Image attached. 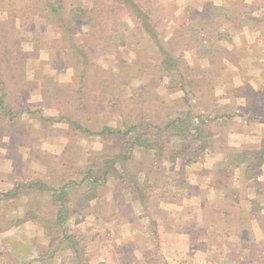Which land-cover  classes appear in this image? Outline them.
I'll use <instances>...</instances> for the list:
<instances>
[{
	"label": "rangeland",
	"instance_id": "rangeland-1",
	"mask_svg": "<svg viewBox=\"0 0 264 264\" xmlns=\"http://www.w3.org/2000/svg\"><path fill=\"white\" fill-rule=\"evenodd\" d=\"M29 1L0 0V9H8L9 13L23 15L20 22L25 30L23 33L18 30L16 25L19 24V19L13 16L5 24L11 25L14 30L11 33H7L3 29L0 31V45L3 47L2 53H5L0 59V81L3 82L0 94H5L7 107L14 110L30 107L32 110H40L46 117L71 118L91 129H100L103 125L117 127L123 123L139 124L143 120L151 125H162L169 118L185 111L187 105L203 110V107H206L209 102L211 85L214 81L213 76L217 74V71L212 68L209 71H204L201 66H193V57L191 58L185 47L188 44L205 51L204 59H213L214 61L216 54L221 53L223 55H220L225 56L226 59H248L243 63L244 67L241 69L243 71L253 72L256 69L261 71L259 70L261 65L251 61H253L252 57L264 59V0H224L222 6L215 4L208 7L210 9L213 7L211 11L216 15V18L201 22L197 21L199 18L196 15L189 17L186 25L189 31H178L176 38L170 40L163 33L160 35L158 46L143 33H139L134 22L126 17L123 20L127 24L128 30L120 33L121 39L125 38V41H122L124 45L118 46V37L107 40L103 46L106 49L103 48L101 55L92 59L91 67L87 69L82 79L80 78L81 66L78 64V60L71 56L67 42L63 40L60 31L52 23V19L51 23H48L46 33L41 34V38L46 37V42L44 40L43 43V40H40V43L37 44H40L41 48L37 47L36 49L35 41H32V45H30L34 56H29L26 59L30 49L24 48L22 44L25 45L28 42L26 38L31 37V34L26 30L32 28L29 15L37 6L31 4L32 0ZM140 1L147 11L156 18L155 22L161 25V20L166 21L168 7H159L160 13H157V6H154L161 0ZM83 3L87 7L92 3V0H83ZM224 17L226 23L230 19L235 24L249 25L251 29L247 32L248 29L244 28L242 33L234 36L235 41L228 46L230 51L220 49L224 45L220 44L221 46H219L216 41L213 42L210 39V36L217 35L214 29L223 26ZM199 38L202 39L201 42ZM43 45H46L47 49H43ZM123 48L125 49L123 50ZM59 50L63 53L59 54ZM39 52H46L45 57L48 59L43 57L37 59L39 57L36 55L38 56ZM14 53L19 57H13ZM164 53H168L170 58H167ZM41 55L44 56V53ZM172 65L175 66L172 68ZM214 65L219 67L221 64L214 63ZM234 66L238 68L239 63L234 61ZM182 74L184 89L188 92L185 96L186 101L183 100L182 90L179 89ZM243 112L242 110L236 112L238 115L244 114L241 117L244 120L242 126L248 124V116ZM204 113L213 119L211 125L219 135L216 134L217 136L214 135L215 137L211 138V146L200 157L202 162L200 178L203 181L207 179V175L211 179L214 178L215 170L208 168L214 159L223 155L222 148L225 146L235 148L232 144L234 137L227 135V131L234 130V128L226 131L220 125L221 119L232 116L234 111L218 112L217 114L204 111ZM259 114L264 113L260 111ZM222 123L224 124V122ZM242 130L244 131L245 128L243 127ZM127 141L128 138L123 136L100 138L85 135L73 130L64 120L50 122L46 126L36 114L23 113L13 121L0 115V190L9 188L15 177L19 175L40 178L57 186L61 184L62 180L73 178L76 168L80 169L88 163L98 165L101 161L122 152L126 148ZM150 161L147 153L134 149L129 161L125 163L142 169L139 173L141 180ZM153 165L155 170H158L155 171L158 176H162V178L167 176V172L163 171V168L167 167L166 162L158 161ZM198 167L196 164L187 166L185 168L187 177L192 176L193 170H198ZM122 169V164H117L111 170L108 181L99 189L97 198L89 202L85 208L81 209L76 204L75 193L70 194L73 200V212L67 225L78 239V245L86 250L89 264H98L101 262L99 259H105L109 264H113L109 260V253H112L111 251L122 252L125 249H127L126 258L130 259V263L139 264L133 260L141 256V253L148 248L154 249L150 255L151 264L178 263V260L169 256L173 253L167 252V258L158 252L159 246L169 249L170 244L161 245L162 239H159V244L155 229L158 231L163 228L173 230L171 227H176L178 230L177 223H172L173 216L178 218V216L192 217V215H196L199 218V210L195 206L186 205L185 203L192 200L189 196L185 198L183 196L178 205L168 204L167 207L160 206L162 209H150L147 213L152 217H148L147 214L141 216L142 208L138 202H133V208H131L134 210L133 217L124 220L126 207L123 204L129 198L123 194L124 184L120 179ZM152 177L150 176L151 179ZM232 182L229 179L225 183L234 185ZM222 185L225 186L224 182L219 187L222 188ZM235 185L240 184L235 182ZM259 186L263 188V181L256 185V188ZM261 188L260 190H262ZM206 193V199L202 204L213 202L217 206L206 209L211 215L207 222L210 225L208 235L221 234L233 239L234 234L239 231L229 223L231 219H234L233 215L236 214V208L231 198L232 190L227 189L220 195L222 198L215 190L211 192L206 189ZM241 193V199L244 200L245 192ZM28 199L29 197L26 195L14 201H0V264H74L72 250L65 247L57 252L54 259L45 262L37 259V256L45 248L51 246L53 240L56 241L53 236L45 235L43 229L37 224L27 221L17 226L9 225L8 222L11 219L22 216L24 204ZM38 200L42 207L40 212L45 216L51 215L53 206L49 196L40 195ZM178 210L182 211L177 216L175 211ZM112 212L115 213L114 216L111 215ZM258 218L263 227L258 224V220L253 219L255 222L253 232L242 233L244 240H250V244L254 239L262 241L264 235V217ZM197 225L201 227V223ZM188 227L185 224V226H180L179 230L185 231L184 229ZM229 238H227L228 243L232 241H229ZM122 239H126V242L123 241V243H127L126 246L116 244V242L120 243ZM192 240L196 248L204 249L207 245L210 246V249L216 246L220 250L223 247V244H219L216 239L212 241V238L196 240L194 236ZM214 241H218L215 243L217 245H212ZM181 244H174L173 247L181 250ZM200 248H197V256H192L187 261L188 264H207L209 261L215 262V264H230L232 262L231 254H224L225 252L221 251H218V254L208 253L199 250ZM125 264H129V262Z\"/></svg>",
	"mask_w": 264,
	"mask_h": 264
},
{
	"label": "trees",
	"instance_id": "trees-1",
	"mask_svg": "<svg viewBox=\"0 0 264 264\" xmlns=\"http://www.w3.org/2000/svg\"><path fill=\"white\" fill-rule=\"evenodd\" d=\"M28 2L30 1L28 0ZM160 3L154 4L155 7L157 6V13H160L159 7L165 6V4ZM31 4L37 6L35 9L33 8L32 13L29 15L30 20L32 15L33 18H38V14L41 20H44L47 24L51 23L52 19V23L60 31L63 40L67 42V48L71 56L77 59L78 64L81 66V79L84 78L87 69L91 67L92 59L101 55L103 48L106 49L103 46L107 42V35L114 36V38L118 37L119 43L124 45L119 36V28H122L121 24H125L122 20L123 17L130 18L134 22L137 31L143 33L156 46L160 41V33L156 29L158 22H155L156 18L147 11L140 0H92V3L87 7L84 5L83 0H32ZM204 8L206 9V15H200L199 20L201 22L208 21L209 16L207 14L211 13L208 6ZM199 41L201 42L202 39L199 38ZM37 43L35 42L36 49L38 47ZM2 48L0 45V59L5 54L2 53ZM58 53L62 54L63 51L59 50ZM164 54L167 58H170L168 53ZM14 55L13 57H19L15 53ZM174 66L172 65V68ZM180 81L179 89L182 90L183 100L186 101L185 96L188 92L184 89L183 74ZM0 88L3 89V82L1 81ZM23 113L36 114L46 126L50 122L64 120L68 122L73 130L88 136H98L100 138L123 136L128 138L126 148L122 152L101 161L98 165L88 163L80 169L76 168L73 178L62 180L61 184L57 186L40 178L19 175L15 177L9 188L0 190V201L3 202L14 201L26 195L29 197L24 204L22 216L11 219L8 222L9 225L17 226L31 221L43 229L45 235L48 237L53 236L56 239V241H52L51 246L45 248L37 256V259L44 262L53 259L56 253L65 247L72 250L75 259L74 264H89L86 250L78 245V239L67 225L73 212V200L70 194L75 193L76 204L81 209L85 208L89 202L97 198L99 189L108 181L111 170L117 164H122L123 169L120 172V179L124 184L123 194L126 198H129L128 203L123 204L126 207V211H124L126 218L124 220L133 217L134 210L131 209L133 208V202H138L142 208L141 216H146V214L148 216L147 211H150V209H162L160 207L162 202L177 205L181 202L184 194L188 193V196L198 194L196 185L188 180L185 168L195 163L208 151L211 146V138L215 135L211 125L213 119L205 114L202 109L190 105H187L185 111L181 114L169 118L162 125H151L143 120L139 124L128 125L123 123L117 127L103 125L100 129H91L71 118L46 117L40 110H32L30 107L14 110L7 107L5 94H0V115L2 117H7L9 121H13ZM134 149L147 153L151 160L150 167H146L141 180L139 179V173L142 169L125 163L129 161ZM222 149L224 151L222 160L216 162L217 164L214 163L216 165H214L215 179L213 178V181L214 185L218 184L219 186L224 182V187H226V190H224L225 188L222 189L224 192L227 189L232 190L231 198L236 208V214L233 215L234 219H231L229 223L237 228L239 233L234 234L233 239L221 234L208 235L210 225L207 222L211 215L208 214L206 209L217 207L213 202H206L201 206L196 204L195 207L199 210L200 217L198 218L196 215L184 217L183 222L177 223V228L179 230L180 226H185V224L189 226L184 230L189 235L190 248L193 250L200 248H196L192 243L194 236L196 240L212 238V241L216 239L219 244H223L220 250L216 246L210 249V246L207 245L204 249L200 248L199 250L208 253L218 254V251H221L225 252L224 254H231L232 262L230 264H263L264 239L260 242L254 239L253 243L250 244V240H244L242 233H246V231L247 234L250 231L253 232L252 220L264 217V214L260 212L261 207L258 203H253V199H249L245 192L246 188L256 186L261 182L257 178L261 175L264 166V148L237 150L225 146ZM158 161L167 163V167L163 168V171L167 172V176H164V178L158 176L155 172L158 170H155L153 163ZM235 169L239 170L238 176L235 178L240 184L238 188L225 183L227 180L234 178ZM150 176H153L152 179ZM161 179L163 180L161 181ZM242 191L245 192L244 201L249 202L246 209L238 206L239 200L242 198ZM43 194L49 196L53 206L52 214L49 216H45L40 212L42 207L38 197ZM175 212L179 213V211ZM111 215L114 216L115 213L112 212ZM148 217H152V215ZM105 220L108 221L107 218ZM198 223H201V227H198ZM227 238L232 241L228 243ZM218 241H214L212 245H217L215 243ZM152 253L150 249L143 253V258L147 264H151L150 255ZM98 264L106 263L102 261Z\"/></svg>",
	"mask_w": 264,
	"mask_h": 264
},
{
	"label": "crops",
	"instance_id": "crops-1",
	"mask_svg": "<svg viewBox=\"0 0 264 264\" xmlns=\"http://www.w3.org/2000/svg\"><path fill=\"white\" fill-rule=\"evenodd\" d=\"M181 1L183 2L181 3ZM223 1L224 0H220V2L219 0H161V3L160 2L158 3L165 4V6L168 7V11H167L168 17L166 16V21L161 20L162 21L161 25L157 23L156 29L158 32H160V35L161 34L163 35V33H165L167 35L168 40L176 38V33L178 31H181V30L183 32L189 31V29H187L186 27V25L188 24L187 22H188L189 17L196 15L198 18H200L201 14L206 15L205 13L206 9L204 8L205 6L209 7L215 4L218 6L219 5L222 6L224 4ZM211 9L209 8L210 11ZM207 15L209 16V21L216 18V15L213 13V11H211V13ZM13 16L19 19V22H18L19 24L16 25L18 30L22 33L25 32V30H23L21 26L22 22H20L23 18V15L9 13V10L4 9V8L0 9V22H1L0 30L3 29L7 33H11L12 30H14V28L11 25L8 26L7 24H5V22L10 21L11 19L10 17H13ZM222 16H225V15H222ZM123 19H126V17H123ZM223 20H224V22L222 23L223 26H218L216 29H214V32L217 33V35H215L216 37L210 36V39L213 42L216 41V44L219 46H221L220 44H223L224 47H220V49H223L225 51H230V49H228L229 48L228 46L230 45L231 42L235 41L234 36H236L239 33H242V31L245 30L244 28L248 29V31L246 30L247 32L251 31V29L249 28V25L235 24L230 19H228V22L226 23L225 17L223 18ZM30 21L32 22V28L26 31H28V33L31 34V37L29 39L26 38L28 42H26L25 45L24 43L22 44L24 48L30 49V52H28L26 55V59L29 56H34L33 52L31 51L32 41L40 43V40H43V43H44V40H45L46 42V37L41 38L42 36L41 34L46 33L48 29V24L44 22V20H41V17L39 16V14H38V18L36 19L35 17L33 18V15H32V18ZM197 21H199V19ZM121 26L122 28H119V33L126 32L127 27H128L127 24H124V25L121 24ZM15 31H17V29H15ZM106 39L107 40L114 39V36L107 35ZM122 41H125V38H123ZM250 45L252 46V44ZM37 46L41 48L40 44H37ZM43 46H44L43 49H47L46 45H43ZM118 46L121 47L119 40H118ZM185 47L188 49L191 58L193 57V60H192V63L194 64L193 66H201L202 68H204L203 69L204 71L205 70L209 71L211 68L217 71V74L213 76L214 81H212V85H211V91L209 94L210 96L209 102L206 104V107H203V110L207 112H211L213 114L214 113L217 114L218 112L234 111V114H232V116L222 118L220 125L224 129H226V131L231 128H234V130L227 131V135L234 137V142L232 144L234 145L235 149L242 150V149L247 148V149L257 150V149L264 148V114L262 115L259 114L260 111H263L264 113V59H256V57H252L253 61L251 62H254V64H257L258 62V64L261 65V69H259L261 71L259 72L257 71L258 69H256L253 72H247L241 69L244 67L243 63H245L248 59H226L225 56H221L223 54L217 53L216 58L213 61V59H204L203 53L205 51L197 48V46L188 44V45H185ZM124 49L125 48H123V50ZM245 49H248V48H245ZM253 52L255 53V51ZM42 53H44V56L41 55ZM45 56H46V52H39L38 56L36 55V57H39L37 59H41L42 57L44 59H48ZM234 61H236V63H239L240 67L238 66L237 68L236 66H234ZM214 63L218 65L221 64V65L218 67L214 65ZM230 66L232 67V69ZM239 110H242L244 111L243 113L247 114L248 116L247 125L242 126L244 124L243 123L244 120H242L243 118L241 117L244 114L238 115L236 112H238ZM222 122H224V124ZM240 122L242 123L241 125H240ZM243 127L245 128L244 131L242 130ZM213 131L215 135L216 134L219 135L217 131L215 130ZM222 157L223 155L217 159H214V162L209 166L208 169L214 171L215 170L214 165L217 164L216 162L221 161ZM195 164L199 166L198 167L199 169L193 170L192 176H190L191 178L188 177V180H190L191 183L196 185L195 187H197L196 191H198V194L190 195L189 197L191 198L192 201H190L189 203H185V204L186 205L189 204L191 206H196V204H198L199 206H201V204L204 202V199H206V196H207L206 189L211 192L212 191L214 192V190L218 191V195L220 197V195L224 193L222 188L223 189L225 188L224 190H226V187L222 185V188H221L219 187L218 184L214 185V181L213 179L210 178L209 175H207L208 177L205 181L201 180L200 172L202 169L200 166L202 165V162L200 158L192 165H195ZM238 173H239V170L235 169L234 178L232 179L233 181L232 183L234 184L233 187L236 186L237 188L239 185H235V182H237L235 178H237ZM257 179L261 182L263 181V185H264V166L262 168L261 175ZM260 188L261 186H259V188H256V186H252L250 188H246L245 192L247 194L246 196L249 199H253L252 200L253 203H256V202L258 203L259 207H261L260 212L264 214V186L263 188H261L262 190H260ZM188 195H189L188 193L184 194V198ZM220 198H222V196ZM168 204H172V203L162 202L160 203V206L162 207L164 205L167 207ZM238 206H240V208L246 209L249 206V202L240 199ZM159 218H162V217H159ZM183 219L184 217H181V216H178V218H176V216H173L171 220H172V223L176 224V223H180ZM162 222L165 223V221H162ZM253 222L251 223H252V227L254 228L253 225L255 224V222L254 223ZM257 222H259V220ZM258 224L262 225V222L261 223L259 222ZM171 228L173 230H167L163 228L160 231H158L157 229H155V232L158 235L157 237L158 243L160 242L159 239H162L163 242H161V245L170 244L168 247L169 249H163L162 246L160 247L158 245L159 246L158 252H160V254L165 257H167L166 256L167 252L173 253V254H170L169 256H171L172 259H176L179 261L178 263L176 262L175 264H188L187 261L192 256H197L196 252L198 251L196 249L193 250L190 248L189 235L187 234V232L177 230L176 227H171ZM262 239H264V235ZM125 240L122 239L120 243L116 242V244H120V245L122 244L123 246H126L127 243H123V241L126 242ZM185 242H186L185 246L187 247L184 246ZM178 243L182 245L181 250L178 249L177 247L175 248L173 247L175 246L174 244H178ZM177 246H180V245H177ZM148 249L152 250V252L154 251V249H151V248H148ZM148 249H146L145 251H147ZM111 252L112 253H109V258H110L109 260L113 264H116V263L125 264L128 262L129 264H131L129 261L130 259L126 258L127 249H125V251H122V252L121 251H116V252L111 251ZM144 252L141 253V256L134 259L133 262L136 261V262H139V264H147L143 258ZM56 256H57V253L54 256V258H56ZM99 261L104 262L106 260L99 259ZM106 264H109V262H107ZM207 264H215V262L209 261Z\"/></svg>",
	"mask_w": 264,
	"mask_h": 264
}]
</instances>
